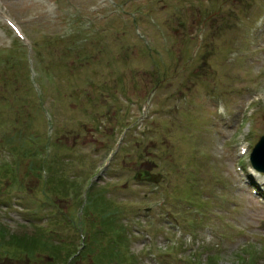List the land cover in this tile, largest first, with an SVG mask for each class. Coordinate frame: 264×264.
Masks as SVG:
<instances>
[{"label": "rangeland", "instance_id": "obj_1", "mask_svg": "<svg viewBox=\"0 0 264 264\" xmlns=\"http://www.w3.org/2000/svg\"><path fill=\"white\" fill-rule=\"evenodd\" d=\"M262 136L264 0H0L8 234L80 264H264ZM8 234L0 264H54Z\"/></svg>", "mask_w": 264, "mask_h": 264}, {"label": "trees", "instance_id": "obj_2", "mask_svg": "<svg viewBox=\"0 0 264 264\" xmlns=\"http://www.w3.org/2000/svg\"><path fill=\"white\" fill-rule=\"evenodd\" d=\"M83 224H84V219L82 221L81 220L78 221V225L82 226ZM3 226H5V225L0 221V240L2 239V237L6 236L8 234L7 231L2 229ZM8 236H10L12 238V240L7 238V237L6 238L11 242L12 245L17 246L19 248V251L27 249L30 252H35V251H38L40 249H44V247H45L47 249V251L50 252V255H51L50 256V259H51L50 262H52L54 264H75L78 262L79 258H81L82 256L85 255V254H83V251H82L78 254H74L72 252H69V253L65 254V256H64L62 254V251H63V248L61 246L62 244L57 243L54 240L51 241L52 242L51 246H45L46 244H44L38 238L27 239V237H21V236H17V235H13V234H8ZM0 243H2V242H0ZM84 246H87V244H84ZM81 249H83V248H81ZM111 257L113 258L114 256L112 255ZM71 258H73L72 261H70ZM66 259H67V261H66ZM111 264H115V262L114 263L111 262Z\"/></svg>", "mask_w": 264, "mask_h": 264}, {"label": "water", "instance_id": "obj_3", "mask_svg": "<svg viewBox=\"0 0 264 264\" xmlns=\"http://www.w3.org/2000/svg\"><path fill=\"white\" fill-rule=\"evenodd\" d=\"M251 159L254 167L264 172V137L261 138V141L255 147ZM151 180L157 181L158 178L153 177Z\"/></svg>", "mask_w": 264, "mask_h": 264}, {"label": "bare ground", "instance_id": "obj_4", "mask_svg": "<svg viewBox=\"0 0 264 264\" xmlns=\"http://www.w3.org/2000/svg\"><path fill=\"white\" fill-rule=\"evenodd\" d=\"M243 152V151H242ZM75 264H80V263H75Z\"/></svg>", "mask_w": 264, "mask_h": 264}]
</instances>
